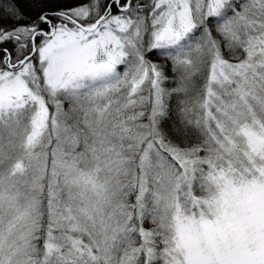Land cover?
<instances>
[{
    "label": "snow or ice",
    "instance_id": "6c2138e0",
    "mask_svg": "<svg viewBox=\"0 0 264 264\" xmlns=\"http://www.w3.org/2000/svg\"><path fill=\"white\" fill-rule=\"evenodd\" d=\"M0 264H264V0H0Z\"/></svg>",
    "mask_w": 264,
    "mask_h": 264
}]
</instances>
